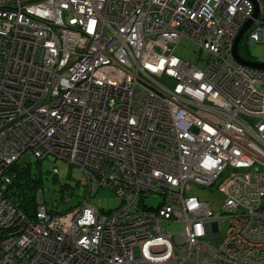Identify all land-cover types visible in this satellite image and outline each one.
<instances>
[{"label": "built area", "instance_id": "1", "mask_svg": "<svg viewBox=\"0 0 264 264\" xmlns=\"http://www.w3.org/2000/svg\"><path fill=\"white\" fill-rule=\"evenodd\" d=\"M249 22L238 52L264 0H0V264H264V69L233 58ZM27 155L94 193L12 207Z\"/></svg>", "mask_w": 264, "mask_h": 264}, {"label": "rangeland", "instance_id": "2", "mask_svg": "<svg viewBox=\"0 0 264 264\" xmlns=\"http://www.w3.org/2000/svg\"><path fill=\"white\" fill-rule=\"evenodd\" d=\"M248 48H249V53L252 56H254L260 61H264V38L258 44L249 43ZM195 50L196 49L191 42L187 40H183L181 44L179 45V47L177 48L176 54L183 60L194 63L195 62V56H194ZM34 161L35 159L32 158L31 162H34ZM49 161H54L58 165L54 163H50ZM49 161L43 162L40 165V170L42 172V177H43V182H44V189H45L44 193L46 194V197L48 201L50 202L51 208L53 207V205H55L56 207H58V209L63 208V210L66 211L72 207H75L79 202H81L82 193H84V195L86 196H90V194L94 193L95 191L94 186H91V187L87 186L84 189H82L81 187H79L80 183H77L75 189L72 187L66 189V193H64L65 195H62L61 197L58 191H54L55 187L57 190L58 183H54L52 179L53 169H54L53 166L56 165V167L58 166L60 168L59 175L56 178L62 182L70 181V184L72 186H75V181L78 179V176L75 173H73L72 170L67 165H65L61 160L57 161V160H54L53 158H49ZM33 167H35V163H33ZM67 175L70 176L69 178L70 180L67 179ZM42 187L43 186H41L40 184L39 190H38L39 192H37V198L35 200L36 207H39L40 204L41 205L44 204L42 201L43 198L41 194L43 191ZM70 194H74V195L70 199V202L64 204L65 196L66 195L70 196ZM189 194L197 197L200 201L209 202L211 205H213L216 208V210H220L224 202L223 196L219 194L218 192L210 190L208 188L200 187L196 184L191 185ZM50 197H52L51 198L52 202L50 200ZM62 198H63V201H62ZM91 203L95 204L100 209H104L107 211L110 209H114L118 202H117L116 195L112 191L103 188V189H100L96 193V196L91 199ZM11 204H12L11 205L12 207H15L16 209H18L17 206L13 202H11ZM176 229H178V227Z\"/></svg>", "mask_w": 264, "mask_h": 264}, {"label": "trees", "instance_id": "3", "mask_svg": "<svg viewBox=\"0 0 264 264\" xmlns=\"http://www.w3.org/2000/svg\"><path fill=\"white\" fill-rule=\"evenodd\" d=\"M248 46H249L248 43L245 41L239 47V52L243 57H245L247 59H253L255 57L249 53ZM45 161H49V160H45ZM45 161L35 160L34 162H30L26 166L15 165L12 168V171H13V174L15 175V178L13 179L12 184H10L7 187L8 199L11 202H13L19 210L26 213L30 217L35 215V210L37 208L36 204H35V200L37 198V192H39L38 190H39L40 184H41V186H43L42 187V190H43L42 193L45 196V200L48 202V204H50V202L48 201V199L46 197V194L44 193V190H45L44 189V182H43L42 172L40 170V165ZM33 163H35V167H33ZM54 164H57V163L54 162ZM64 164L67 165L66 163H64ZM53 168L54 169H53L52 179H53L54 183H58V188L56 190V187H55L54 191H58L62 197V195H65L64 193H66V189L71 188L72 185L70 184V181L62 182V181L58 180L56 177L59 175L60 168L58 166L56 167V165H54ZM33 169H34V171H33ZM55 169H57V170H55ZM69 178H70V176L67 175V179H69ZM75 187L72 186V188H74V189H75ZM74 194H70V196H73ZM51 198L52 197H50V200L52 202ZM62 201H63V198H62Z\"/></svg>", "mask_w": 264, "mask_h": 264}, {"label": "water", "instance_id": "4", "mask_svg": "<svg viewBox=\"0 0 264 264\" xmlns=\"http://www.w3.org/2000/svg\"><path fill=\"white\" fill-rule=\"evenodd\" d=\"M256 15H257V12H256L255 16H256ZM250 26H251V23L249 22V23L245 26V28H244V30L242 31L241 35L239 36V38H238V40H237V42H236V44H235L234 50H233V58H234L238 63H240V64H245V65L252 66V67H256V68H259V69H264V63L261 64V63H252V62H249V61L243 59V58L240 56L239 52H238V44H239V42L242 40V38L246 35L247 30H248V28H249ZM28 163H29V159H28V155H27V156H25L24 158H22V159L20 160V162L18 163V166H26Z\"/></svg>", "mask_w": 264, "mask_h": 264}, {"label": "bare ground", "instance_id": "5", "mask_svg": "<svg viewBox=\"0 0 264 264\" xmlns=\"http://www.w3.org/2000/svg\"><path fill=\"white\" fill-rule=\"evenodd\" d=\"M39 161V160H38ZM19 219H21V216H19Z\"/></svg>", "mask_w": 264, "mask_h": 264}, {"label": "clouds", "instance_id": "6", "mask_svg": "<svg viewBox=\"0 0 264 264\" xmlns=\"http://www.w3.org/2000/svg\"><path fill=\"white\" fill-rule=\"evenodd\" d=\"M30 162H31V161L29 160V163H30ZM29 163H28V164H29ZM28 164H27V165H28Z\"/></svg>", "mask_w": 264, "mask_h": 264}]
</instances>
